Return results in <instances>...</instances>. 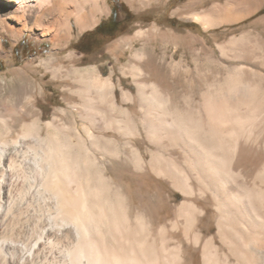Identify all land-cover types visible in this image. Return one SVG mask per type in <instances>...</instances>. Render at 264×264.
<instances>
[{
    "label": "bare ground",
    "instance_id": "1",
    "mask_svg": "<svg viewBox=\"0 0 264 264\" xmlns=\"http://www.w3.org/2000/svg\"><path fill=\"white\" fill-rule=\"evenodd\" d=\"M101 2L0 0L2 28L35 30L58 46L73 23H96ZM263 6L189 0L174 12L208 32ZM239 30L207 38L139 29L133 39L142 45L119 66L129 83L115 80L114 67L104 76L53 47L42 64L63 86L66 107L41 125L31 105L19 135L0 133V163L11 145L22 154L41 146L47 160L24 155L44 189L28 192L27 207L8 187L13 158L1 165L0 264H264V118L255 123L264 113V15ZM160 195L167 203L157 220L137 202Z\"/></svg>",
    "mask_w": 264,
    "mask_h": 264
},
{
    "label": "rangeland",
    "instance_id": "2",
    "mask_svg": "<svg viewBox=\"0 0 264 264\" xmlns=\"http://www.w3.org/2000/svg\"><path fill=\"white\" fill-rule=\"evenodd\" d=\"M188 1L162 0L159 3L158 1L142 2L141 0H102L101 4L105 12L98 15L96 23L83 30H79L73 23L70 37L58 46L54 45L49 36H42L35 30L26 29L19 36L15 35L13 32L2 28L3 17L0 16V103L3 106V109L0 110V120H2L0 121V133H8L10 136L19 135L20 130L18 128L20 126L18 124L32 118L33 112L29 110L31 105L35 107L36 116H38L41 125L52 119L55 109L66 107L62 92L63 86L58 84L42 64V60L48 57L53 47H56L54 52H57L60 57L74 51L78 60V67L96 66L104 76L109 73L111 67H114L116 70L115 80L121 77L123 82L128 81L129 83L131 78H125L120 72L119 66L126 63L132 50L140 48L142 45V40L133 39L137 30H145L156 25L161 30L173 29L183 33L190 30L207 38L209 34L220 35L222 31L230 30L231 33L227 35L229 37L238 33L240 27L264 15L263 6L256 14L238 23L223 25L206 32L199 22L186 18L185 13L174 12L176 8ZM110 16H113L111 23L115 21L116 24L120 25L116 32L89 34L99 23H102L101 32L109 24L108 19ZM253 36L260 42L257 35ZM121 40L124 41L120 42ZM65 65L67 66L66 62ZM73 102L79 104L81 101L78 97H74ZM263 118L264 113L262 112L261 116L255 121L256 125H261L259 123ZM50 131H53V129H50ZM43 135H45L44 130L41 132L42 137H44ZM26 140L29 142L30 139L27 138ZM39 148L41 149V146L33 145L29 148L30 152L25 150L26 152L23 154L20 152L18 154L12 145L4 148L6 153L4 154L5 159L2 158V160L6 163L5 166L9 165V157L13 158V163H10V169L8 168L7 171L8 187H10L13 198H16L19 194L24 196L22 200L23 207L29 206L28 192L39 190L37 192L39 194L44 190L38 180L39 173L32 170L24 162V155L32 154L34 151L33 153H36V156H41L40 159L43 157L39 165L44 166L47 160L38 152ZM3 161L0 163V190L3 188L1 186V165H3ZM111 171V175L116 182L125 181L121 166L117 162L112 164ZM33 177H37L36 183H34ZM256 180V184L259 185L260 178ZM130 187L131 190L135 191L136 186L134 184ZM180 197L179 194L176 202L180 200ZM139 202L149 215L158 220L166 209L167 200L164 195L143 196L137 203ZM173 203L169 202V205Z\"/></svg>",
    "mask_w": 264,
    "mask_h": 264
},
{
    "label": "flooded vegetation",
    "instance_id": "3",
    "mask_svg": "<svg viewBox=\"0 0 264 264\" xmlns=\"http://www.w3.org/2000/svg\"><path fill=\"white\" fill-rule=\"evenodd\" d=\"M115 27L119 29L120 25L114 24V23H109L103 28V30H101V33L102 34H110L112 32V29Z\"/></svg>",
    "mask_w": 264,
    "mask_h": 264
},
{
    "label": "trees",
    "instance_id": "4",
    "mask_svg": "<svg viewBox=\"0 0 264 264\" xmlns=\"http://www.w3.org/2000/svg\"><path fill=\"white\" fill-rule=\"evenodd\" d=\"M112 17H113V16H110V18L108 19L109 23L112 22V20H113ZM113 23L116 24L115 21H114ZM101 24H102V23H99V24L96 26V28H95L92 32H90L89 34H92V33H99V34H101V32H100ZM117 30H118V28L115 27V28L112 29V32H111V33H114V32H116Z\"/></svg>",
    "mask_w": 264,
    "mask_h": 264
}]
</instances>
